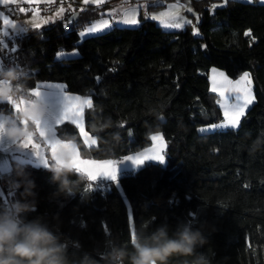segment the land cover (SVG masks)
<instances>
[{
  "label": "trees",
  "instance_id": "1",
  "mask_svg": "<svg viewBox=\"0 0 264 264\" xmlns=\"http://www.w3.org/2000/svg\"><path fill=\"white\" fill-rule=\"evenodd\" d=\"M207 2L191 0L198 34L189 23L169 30L141 15L137 26H112L80 39V29L102 6L75 3L63 17L9 39L6 54L27 89L61 81L70 92L91 96L84 122L95 146L83 142L73 123L57 127L82 156L119 160L149 146L155 132L166 145L163 162H146L105 181V188L69 168L75 193L67 197L54 195L58 184L47 166L12 160L13 174L23 168L35 183L36 207L27 220L42 218L89 252L104 251L108 238L131 248L147 220V230L166 224L169 234L187 223L207 238L197 252L210 264H264V147L249 151L257 137L264 139V2L227 0L213 10ZM74 11L77 18L69 20ZM74 48L77 56L56 57ZM212 66L230 77L249 71L255 100L238 127L200 132V125L223 118L210 90ZM20 191H11V202ZM185 259L174 256L170 264Z\"/></svg>",
  "mask_w": 264,
  "mask_h": 264
},
{
  "label": "clouds",
  "instance_id": "2",
  "mask_svg": "<svg viewBox=\"0 0 264 264\" xmlns=\"http://www.w3.org/2000/svg\"><path fill=\"white\" fill-rule=\"evenodd\" d=\"M24 74L15 66H8L0 73V102L28 99L27 107L12 114L10 120L0 121V136L19 144L34 133L35 122L43 121L45 105L41 99L28 98ZM24 120L28 121L25 125ZM264 147V139L257 137L249 151L255 152ZM52 181L58 184L54 195L70 196L74 185L68 176L72 169L48 167ZM14 177L9 182L13 192L20 191V198L12 201V212L0 211V264H170L174 256L185 257L184 264H210L206 253L197 252V248L208 243L201 229L193 230L182 223L169 234L168 225L149 231L145 221L143 235L131 239L129 248L126 244H116L114 240H105V250H84L79 241L53 231L42 218L27 220L28 213L35 210V183L23 168H16ZM72 249L70 252L69 249Z\"/></svg>",
  "mask_w": 264,
  "mask_h": 264
},
{
  "label": "crops",
  "instance_id": "3",
  "mask_svg": "<svg viewBox=\"0 0 264 264\" xmlns=\"http://www.w3.org/2000/svg\"><path fill=\"white\" fill-rule=\"evenodd\" d=\"M50 1H52V0H49L48 2H50ZM257 1H262V0H257ZM64 5H68V4H64ZM161 6L164 8L163 9L164 13H169V15H167V16H164V17L161 16V19H164V20L167 19L166 21L170 20L169 23L173 22L174 16H176V15L181 16L179 14V11L183 12V10H185L186 14L190 13L192 15L191 7H190L191 6L190 0H170V1L164 2L163 5H161ZM71 8H70V6H67L62 12H58L55 15L52 14V15L48 16L47 19H45L43 17V15H40V14H43V13H41V11L37 10V13H35V11H27V14L25 16L21 15L20 19H18V20L15 19L12 21L16 24H23L27 28L36 27L35 25H40V24L44 25V24H47L48 22H50L56 18L63 17L65 15V13ZM4 9H5V7H4ZM6 9H8L10 11L9 8H6ZM194 12H195L194 18L197 17L199 19V13L196 10ZM5 15H6V13H5ZM150 17L153 18L154 16L151 15ZM182 19H183V17H182ZM155 21L158 24H160V21H158L157 19H155ZM183 21H185V19ZM161 26H163V25H161ZM2 29L3 28L0 27V30H2ZM22 31H24V30L20 27L6 29V34H2V31H0V42H2L0 44L5 49L10 44L9 39H11V37H13L14 35L21 33ZM4 45H6V47H4ZM6 52H7V50L5 49L4 53H6ZM59 53L64 54L62 57H66L68 53L71 54V52H68V51H60ZM62 57H60V58H62ZM0 61H1V54H0ZM38 85L40 86L41 100L44 103L45 109H46L45 110V116H44L43 120L45 121L46 124L54 126L55 139L58 141H62V142L72 144L74 146V151L70 150V149H64V148L57 146V151H56V154L54 157L53 153L51 151V147L46 142L45 137H41L39 135V133L36 132V130H35L33 133V144H38L40 146L38 149L33 148L32 145H30L28 149L21 148V147H19V144L12 145V144L8 143L6 140L3 142H0V171L12 170V160H17L19 162H28V163H31L33 165H38V166H46L44 164V162L33 153L34 151H39L41 153V155H43L46 159H48L49 166L55 164L58 167L59 165H57V163H56L57 158L62 162L63 165H65L64 167H67V168H72V167H70V165L74 161L78 162V163L82 162V163H80V167L83 171L80 173H82L86 178H87L86 173L88 171H95L97 165L103 164V162L106 160L113 161L114 163H116L117 178H118L123 173L132 172V171L136 170L137 168H139L144 162H147L150 160V159L145 160L142 164L136 165L133 163L132 160L125 159L126 157L139 156L141 159H144L148 155H152L156 152H161V150H162V154L164 155V151L166 148L164 137L160 132H155L151 135V139L153 136H158L159 139H157V140L152 139V142L149 146L142 148L140 150L131 152V153L123 156L119 160L94 159V158L82 156L80 153L79 146L75 140H73V139H62L57 134V127L59 125H61L65 121H68L71 123H73V122L70 119H65L62 123L56 124V121L61 118L63 111H64V107H65V95H64V93H66L70 97H72V96L80 97L82 100L88 99L92 102L91 96L89 94H78V93L70 92L67 89L66 84L64 82L51 81V80L39 81L33 87L28 88L30 95L34 90L37 89ZM57 85L62 86L64 90H62L60 87H57ZM28 98H34V96L31 95ZM0 103H2V102H0ZM4 103H6V106L3 109L0 108V113H2L5 117H7V116H12V114L15 113V105H20L22 109L25 106H27L28 99H26L24 96H21L18 100L12 99L11 102L7 101ZM69 103L78 105L79 101H70ZM86 107H88V106H84L82 109V113H81L82 121H81V123L83 126L84 133H86L87 135L86 136L83 135L80 131V128L77 127L76 124H74V123L73 124L77 127L83 142L87 146H95L97 143L96 137L91 135L85 127L84 111H85ZM24 121H27V120H24ZM98 179H102L105 181L112 180L110 177H105V176H100L96 180H98ZM3 203H4L3 202V191H2V188L0 187V204H3ZM5 209H7L9 213L12 212V208L9 205H7L6 203H5V207H3V208L0 207V211H3Z\"/></svg>",
  "mask_w": 264,
  "mask_h": 264
},
{
  "label": "snow or ice",
  "instance_id": "4",
  "mask_svg": "<svg viewBox=\"0 0 264 264\" xmlns=\"http://www.w3.org/2000/svg\"><path fill=\"white\" fill-rule=\"evenodd\" d=\"M15 2H16V0H0V4H5V5H7L9 3H15ZM87 2H88V0H85V3H87ZM20 11L23 12L24 9L21 8ZM167 15H169V13H162L161 14V16H167ZM156 18L157 17H153V19H156ZM0 19L3 20V25H4L3 29L0 30V31H2V34H6V29H9V28L20 27L25 31L28 30V28L25 25L14 23L3 12H0ZM173 19H175V17H173ZM121 22L126 24V25L137 24L138 20L136 19L135 11L132 10L129 13H127ZM162 23H163V21H162ZM183 23H191V21H183ZM35 26L38 27L39 25H35ZM109 26H110L109 21L103 20L101 24H94L93 26L87 28V32L88 33L98 32V31H101L103 29L108 28ZM164 26L165 27L178 28V27H182V23H166V24H164ZM84 34L85 33H83V32L80 33L81 36H83ZM246 35H247V33H246ZM0 43H2V42H0ZM4 47H6V45H4ZM13 51H15V49H13ZM63 55H64L63 53H58V58L62 57ZM71 55L75 56V55H78V53L73 52V53H71ZM8 66L18 67L14 63L0 62V70H3L5 68H7ZM221 75H223V73H221ZM248 77H249V73H247V72L243 73V75L240 77V79L238 81H236V85H240L242 82L247 80ZM225 79H227V78L225 77ZM228 83H232V82L228 81ZM248 83L250 84V80H248ZM57 87H60L62 90H64L63 87L60 85H57ZM212 90L215 92L216 88L214 87ZM233 93L235 95V100L233 103H231V104L222 103L221 104V107L225 109V118H226L225 123H223L221 125H212L210 127H213V128L214 127H233V128L237 127L239 124L240 117L244 115L245 109L247 108L248 105L253 103V101L255 99V97L252 95L251 89L249 87H244V88L236 87V88L232 89V92H230V95H232ZM31 95L41 99V91H40L39 85L37 86V89L31 93ZM64 95H65L64 111H63L61 118L56 121V124L62 123L65 119H70L74 124L77 125V127L80 128L81 133L86 136L87 134L84 133L83 126L81 123V121H82L81 113H82V109L84 106L91 107V101L88 99L82 100L80 97H74V96L70 97L66 93H64ZM221 95H223V94H221ZM70 101H79V104L78 105L77 104H70L69 103ZM9 102H11V100ZM26 107L27 106H25L22 109L20 105H15V112L18 113L20 111H23ZM229 113H231V115H229ZM10 119H11V116L5 117L2 113H0V121L10 120ZM22 123L27 125L28 121H23ZM35 129H36V132H38L41 137H45L46 142L51 147V151H52L54 157H55V154L57 151V146L64 148V149H70V150L74 151V146L72 144L62 142V141H58L55 139L54 126L46 124L44 120L43 121H36L35 122ZM152 139L157 140V139H159V137L153 136ZM5 140L10 144L15 145V143H13L12 141H9L6 138L0 136V142H3ZM30 145H32V147L35 149H38L40 147L38 144H33V134L29 135L26 139L19 142V147H21V148L28 149ZM33 153L38 158H40L47 167H49L48 159H46L43 155H41V153L39 151H34ZM125 159H130L133 161L134 164L140 165L145 160H149V159L158 160L160 162H163L164 156L162 155V150H161V152H156L152 155H148L144 159H141L139 156H129V157H126ZM56 163H57V165H59L58 167H64L65 166L62 164V162L58 158L56 159ZM80 163H82V162L78 163V162L74 161L70 165V167H72L73 170L76 172H82L83 170L80 167ZM86 176H87V179L89 181H95L100 176L110 177L113 181H115L117 178L116 163H114L113 161H110V160H106L103 162V164L97 165L95 171H88L86 173ZM90 187H91V185H90Z\"/></svg>",
  "mask_w": 264,
  "mask_h": 264
},
{
  "label": "rangeland",
  "instance_id": "5",
  "mask_svg": "<svg viewBox=\"0 0 264 264\" xmlns=\"http://www.w3.org/2000/svg\"><path fill=\"white\" fill-rule=\"evenodd\" d=\"M48 1L49 0H30V1L29 0H16L15 3H9L7 5L0 4V12H3L4 14L6 13V16H8V18L10 20H15V19L18 20V19H20L21 15L25 16L27 14V11H35V13H37V10H38V11H41V13H43L40 15H43V17L45 19H47L48 16H50L52 14L55 15L58 12H62L67 6H70V8L74 6V4H68V5L63 4L60 6L59 9L53 10L51 12H44L41 8L38 7V4L42 3V2H48ZM161 1L162 0H88V2L85 3V0H77L76 4L80 8H83V7H86L89 5L90 6L91 5L102 6L99 10L100 15L97 16L96 18L92 19L89 23L85 24L84 27L80 29V31H79L80 39H83L89 35H93V34H97V33H101L103 31H106L109 28H111L112 26H137L141 22V20H140L141 15L145 18H150V19H153L150 17L151 15H153L154 17H157L156 19L158 21H160V24L163 25L162 27L164 29H169V30H181V29H183L186 26V23H183V20L185 19V21H191V23H189V24L191 26L193 33H195V34L199 33V28H198L199 19L197 17L194 18L195 9H194L192 4L190 6L191 11H192V15L190 13L186 14L185 10H183V12L179 11V14L181 16H179V15L174 16L175 19H173L172 23H182V27L173 28V27H165L164 26V24L169 23L170 20L166 21L167 19L166 20L161 19V14L164 13V10H163L164 8L162 6H157V4ZM243 1H252V0H243ZM262 1L264 2V0H262ZM108 2L110 3L109 5L103 6L105 3H108ZM162 2H164V1H162ZM226 2H227V0H208L207 5L209 6V8H211L213 10L216 6H222ZM16 4H20L22 9H24V11L23 12L19 11L16 16H13L12 12H11L12 5H16ZM27 4L30 5V9L25 8ZM4 7H5V9H4ZM6 8H9L10 11ZM132 10L135 11V15H136V19L138 20V23L135 25H126V24L122 23L121 21L124 18V16ZM162 17H164V16H162ZM182 17H183V19H182ZM103 20H108L110 27L103 29L101 31H98V32H93V33L87 32V28L93 26L94 24H101ZM162 20H163V23H162ZM40 26H42V24H40L38 27H40ZM0 27H2V28L4 27L2 19H0ZM82 32L85 33L83 36L80 35V33H82ZM72 51L77 52L79 54L78 50L75 48L72 50H69L68 52L73 53ZM58 53H59V51L56 53L57 58H58ZM75 56H77V55H75ZM75 56H72L70 53H68L66 57L70 58V57H75ZM245 72L249 73V77L247 78V80L242 82L240 85H236V81H238L240 79V77L243 75V73H245ZM221 73H223V75H221ZM225 77L227 79H225ZM208 79H209L210 90L212 92H214L212 89L214 87L216 88V91L214 93H216V95H217V104L221 109L223 118L217 122L200 125L198 127V130L200 132H206V131L216 130V129L233 128V127H214L213 128L210 126L221 125V124L225 123V119H226L225 118V109L221 107V104L222 103L231 104L234 102V100H235L234 93L232 95H230V92H232V89H234L236 87H240V88L249 87L251 89L252 95L255 97L254 84H253V79H252L251 73L249 71H243L239 75H237L236 77H230L222 69L217 68L215 66H212L208 70ZM248 80H250V84L248 83ZM228 81H231L232 83H228ZM221 94H223V95H221ZM252 104L253 103H251L250 105L247 106V108L244 111V115H245L247 109ZM229 115H231V113H229ZM243 116L240 117L239 124H240ZM239 124H238V126H239ZM164 160H165V156H164ZM149 161H158V160L150 159ZM149 161H147V162H149ZM144 163H146V162H144Z\"/></svg>",
  "mask_w": 264,
  "mask_h": 264
},
{
  "label": "built area",
  "instance_id": "6",
  "mask_svg": "<svg viewBox=\"0 0 264 264\" xmlns=\"http://www.w3.org/2000/svg\"><path fill=\"white\" fill-rule=\"evenodd\" d=\"M74 2L76 3V0H52L50 2L39 3L38 7L41 8L44 12H51L53 10L59 9L60 6L63 5V4H75ZM21 8L22 7H21L20 4L12 5V9L15 12H19ZM25 8L26 9H30V5L27 4ZM4 50L5 49L0 44V54H1V61L0 62L12 63L11 57L8 54L4 53ZM3 70H0V73H2ZM26 96L27 97L31 96L29 90L26 93ZM13 177H14V174H13L12 170L0 171V187L2 188V191H3V202L6 203L7 205H9L10 207H11V204H12V202L10 201V193H11L12 190L9 187V182L11 181V179ZM95 181H96V184L98 186H100L101 188H105L106 187L105 180L98 179V180H95Z\"/></svg>",
  "mask_w": 264,
  "mask_h": 264
},
{
  "label": "water",
  "instance_id": "7",
  "mask_svg": "<svg viewBox=\"0 0 264 264\" xmlns=\"http://www.w3.org/2000/svg\"><path fill=\"white\" fill-rule=\"evenodd\" d=\"M77 15H78V11H74L69 17L68 19L69 20H74L77 18Z\"/></svg>",
  "mask_w": 264,
  "mask_h": 264
}]
</instances>
